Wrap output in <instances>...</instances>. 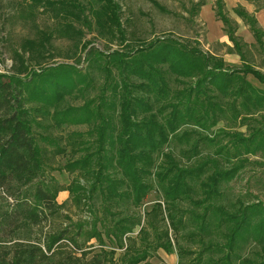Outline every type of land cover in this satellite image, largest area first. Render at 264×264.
I'll return each instance as SVG.
<instances>
[{
	"label": "trees",
	"instance_id": "1",
	"mask_svg": "<svg viewBox=\"0 0 264 264\" xmlns=\"http://www.w3.org/2000/svg\"><path fill=\"white\" fill-rule=\"evenodd\" d=\"M96 1L88 10L81 0H29L57 27L25 39L13 72L0 73V264H72L71 256L58 260L63 241L82 253L79 264H152L160 249L177 252L178 264H264V198L231 186L250 166L263 167L257 180L264 182V90L246 78L264 84V71L248 61L224 0L215 13L244 61L240 69L173 37L87 50L83 26L125 41L120 2ZM234 13L264 56L255 13L242 5ZM56 37L74 39L70 51L75 59L86 52L85 68L80 55L76 64L45 65L58 55ZM76 98L82 103L74 105ZM65 125L86 131L55 134ZM60 156L74 175L72 201L92 219L54 228L62 206L50 173ZM151 192L159 199L142 215ZM50 219L45 238L35 236ZM103 236L124 250L118 258ZM93 238L101 247L89 258Z\"/></svg>",
	"mask_w": 264,
	"mask_h": 264
},
{
	"label": "rangeland",
	"instance_id": "2",
	"mask_svg": "<svg viewBox=\"0 0 264 264\" xmlns=\"http://www.w3.org/2000/svg\"><path fill=\"white\" fill-rule=\"evenodd\" d=\"M89 10L91 6L96 5V0H81ZM122 5L121 20L124 25L125 41L119 37H113L108 32H101L93 28L83 26L84 37L83 42L88 41L91 47H94L102 52L108 53L115 50H120L126 46V38L128 41L132 37L144 40L146 43L155 41L159 38L173 37L189 46L197 47L205 53H211L221 57L228 68L240 69L244 61L238 54L231 51L232 43L224 30L223 23L217 19L215 13L216 0H157L162 6L167 9L164 13L158 9L149 0H118ZM203 2V6L199 8L198 13L194 16L191 11L194 5ZM226 11L230 18L237 23V35L249 46L250 54L248 61L257 69L264 71V56L254 48L255 39L245 23L236 16L234 8L238 5L244 6L250 13H255L260 26L264 29V0H224ZM56 19L50 13H44L42 9L35 8L29 4V0H0V73L13 72V53L17 50L21 51V45L25 39H34L38 36L39 30L50 29L57 27ZM82 27V26H81ZM127 32V37H126ZM74 39L70 37L59 38L53 40L54 46L57 49V54L53 59H48L49 64L53 66L57 64L67 63L76 64L75 60L80 55L81 66L86 67L85 51L79 52L75 59V55L70 51ZM73 56V58H69ZM112 76L116 78V70L112 68ZM99 77V75L97 74ZM97 77V78H98ZM248 81L256 88L264 90V84L257 81L251 75L246 77ZM100 79V78H99ZM98 79V80H99ZM101 80V79H100ZM99 80V81H100ZM98 81V82H99ZM99 86V85H97ZM74 105L82 103L80 99H72ZM225 123H220L219 128ZM66 130L56 129L55 134L64 135L68 131L85 132L86 126H63ZM245 127H241V131H245ZM66 156H60L57 163L54 165L57 169L52 170L50 175L54 178L53 186L58 187L57 204L61 205L60 216L56 219L54 228L60 226L65 227L70 224H78L81 221H90L92 217L83 206H78L71 199V195L67 187L71 184L74 177L73 174L67 172L64 165L67 163ZM252 160H259V157H252ZM263 167L250 166L242 178L232 182L231 186L236 192H244L247 187L254 193L264 198V182L258 183L257 178L262 176ZM253 175L255 177H253ZM249 184V185H248ZM1 195V194H0ZM159 195L151 192L144 200V204L140 207V213L144 215L145 211L151 210L153 204L158 201ZM12 202V201H11ZM0 203L4 206V202L0 197ZM66 215L67 217L63 216ZM52 227L51 219L49 222L44 221L43 233L36 230L35 236L45 238L47 231ZM136 235V234H135ZM106 249L114 248L117 250L118 258L124 251L118 249L112 238L103 236ZM63 255H60L58 260L66 261L69 257L72 264H79L77 259H81V252L76 251L70 243L65 241L60 244ZM100 244L96 238L91 239L86 249L91 250L88 257L90 258L98 251ZM74 258V259H73ZM152 264H178L179 256L177 252L167 253L160 249L154 257L150 259Z\"/></svg>",
	"mask_w": 264,
	"mask_h": 264
}]
</instances>
